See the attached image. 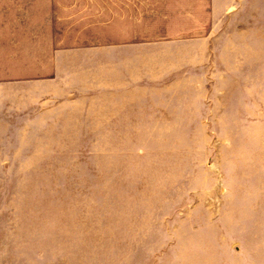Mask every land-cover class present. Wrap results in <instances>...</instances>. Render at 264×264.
<instances>
[{"label":"rangeland","instance_id":"374dc122","mask_svg":"<svg viewBox=\"0 0 264 264\" xmlns=\"http://www.w3.org/2000/svg\"><path fill=\"white\" fill-rule=\"evenodd\" d=\"M0 264H264V0H0Z\"/></svg>","mask_w":264,"mask_h":264}]
</instances>
